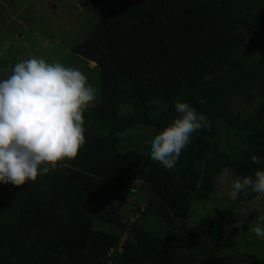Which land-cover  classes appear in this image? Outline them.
Wrapping results in <instances>:
<instances>
[{
  "label": "trees",
  "instance_id": "trees-1",
  "mask_svg": "<svg viewBox=\"0 0 264 264\" xmlns=\"http://www.w3.org/2000/svg\"><path fill=\"white\" fill-rule=\"evenodd\" d=\"M105 1L72 49L99 69L101 101L84 111L86 142L76 159L35 182L0 184V264H198L183 251L191 204L209 200L224 174L264 170V0ZM258 99L243 117L239 105ZM177 100L206 115L210 128L193 133L166 170L145 141L172 122ZM222 125L239 142L233 154L213 150ZM135 158L146 167L141 176ZM138 180L147 198L132 220L113 204L131 198ZM261 198L249 191L235 201ZM150 216L160 221L155 231ZM216 259L212 252L205 262Z\"/></svg>",
  "mask_w": 264,
  "mask_h": 264
},
{
  "label": "clouds",
  "instance_id": "clouds-1",
  "mask_svg": "<svg viewBox=\"0 0 264 264\" xmlns=\"http://www.w3.org/2000/svg\"><path fill=\"white\" fill-rule=\"evenodd\" d=\"M258 58L253 54L250 60ZM96 93L77 67L37 56L15 63L10 75L0 79V184L19 187L35 182L38 176L64 167L65 160L76 159L86 142L84 111ZM174 107L177 115L172 122L145 141L151 146L150 158L166 170L175 167L193 133L210 128L207 116L189 103L177 100ZM251 161L261 164L256 155ZM249 191L264 196V170L237 177L229 196L235 201ZM250 231L264 240V211Z\"/></svg>",
  "mask_w": 264,
  "mask_h": 264
},
{
  "label": "rangeland",
  "instance_id": "rangeland-1",
  "mask_svg": "<svg viewBox=\"0 0 264 264\" xmlns=\"http://www.w3.org/2000/svg\"><path fill=\"white\" fill-rule=\"evenodd\" d=\"M83 1L0 0V79L7 78L14 64L29 56L43 57L49 62L59 61L69 67H77L87 75L97 93L95 101L86 109L97 105L101 101L99 69L97 65L94 66L76 55L72 49L87 37L100 12L108 4L105 0H100L95 5L84 7ZM258 103L259 99L252 104L243 102L238 110L246 117ZM141 132L146 134L150 130ZM238 143L234 130L222 125L213 150L233 154ZM134 162L136 172L141 176L146 167L138 163V158ZM235 179L228 174L222 175L218 179L215 194L209 200L191 204L192 214L187 232H192V237L189 235L190 242L185 244L183 251H186L184 254L191 251V255L197 256L198 264H207L205 259L212 252L217 255L214 264L264 262V240L250 231V225H254L257 216L264 211V198L244 204L233 201L229 192ZM141 186L140 180L134 181L131 198L126 197L122 202L113 204L114 208L131 216L132 220L135 219L132 208L137 205L144 208L146 202L147 194L140 191ZM200 222H206L207 226L220 223L223 230L214 229L213 233L199 231ZM159 224L160 221L155 216H150L147 220L148 227L154 231L160 227ZM97 227L111 231L110 225L97 224ZM193 245L195 248H192Z\"/></svg>",
  "mask_w": 264,
  "mask_h": 264
},
{
  "label": "water",
  "instance_id": "water-1",
  "mask_svg": "<svg viewBox=\"0 0 264 264\" xmlns=\"http://www.w3.org/2000/svg\"><path fill=\"white\" fill-rule=\"evenodd\" d=\"M94 63V62H93ZM186 238H189V233L186 234Z\"/></svg>",
  "mask_w": 264,
  "mask_h": 264
}]
</instances>
